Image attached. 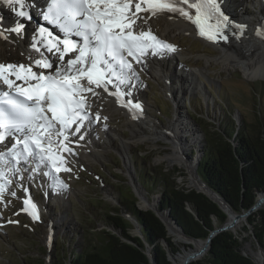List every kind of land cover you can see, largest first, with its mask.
I'll use <instances>...</instances> for the list:
<instances>
[{
  "label": "rangeland",
  "instance_id": "rangeland-1",
  "mask_svg": "<svg viewBox=\"0 0 264 264\" xmlns=\"http://www.w3.org/2000/svg\"><path fill=\"white\" fill-rule=\"evenodd\" d=\"M224 1H222V6H224ZM258 1H260L259 4ZM232 5L237 9H233ZM226 6L230 11L235 10L236 16L240 17L241 21L252 22L256 15L261 16L259 11L262 6L264 7V0H231ZM0 9H3L2 6ZM160 25L159 21L157 31L160 30ZM171 40L169 42L174 44L184 56V60L177 58L180 60L178 65L195 75L193 87H196V90L177 94L168 84L166 86V82L158 77H152L150 72L142 67L136 69L139 76L136 82L140 85L137 92L141 96L140 103L146 117V122L142 124V127L147 131L154 126L163 130L164 127L171 124L174 126L177 120L183 119L185 120L183 128L180 127L182 129L181 142L178 139L177 130L176 133L174 131V135L169 136L173 139L171 141L158 137L156 142L127 143L130 128L126 126L124 116L116 113L110 118L107 116L106 121L100 120L102 129L94 124L90 130V135L98 131L100 135L97 136V133L93 135L96 136L94 139L102 144L101 146L86 147L88 155L82 159L67 156L65 167L70 168L71 171H62L61 177L59 173H54L68 185L60 198L55 195L58 189L53 190L46 187L48 191L46 194L43 191L44 183L41 179L34 177L29 181L28 172L23 174V179L12 178L13 183L0 196V264H39V262L53 264L54 256L59 253L68 257L71 248H77L82 242L83 234L102 228L109 229L103 220V214L109 210V207H118L122 215H127V210L120 203L123 200L122 196L132 200V194L136 192L135 206L141 210L156 204L160 197L157 186L148 189L149 200H147L140 190V187H143L136 179V171L141 170L147 174L153 172L156 175L159 169L165 172L173 171L172 177L175 178L176 184L185 188L192 185L193 182L190 173L185 168V163L190 166L191 162L195 166L196 158L200 154L199 150L204 146V128H201L199 124L206 127L209 122L217 126L222 109L232 113L233 119L240 124L241 119L247 122L259 119V108H262L260 114L264 121V77L251 80L244 76L239 67L228 70L224 69L221 64L213 62L207 65L202 56L212 57L217 55L218 51L215 45L201 38L176 31ZM6 53L3 42L0 41V62L9 61L8 55L17 56L11 59L14 60L13 62L26 60L20 47L13 48L12 53ZM173 72L180 75L176 67ZM172 78L175 82L180 81L177 77ZM133 81L135 82V79ZM169 82L170 80H167V83ZM178 95L180 96L177 97ZM105 124L107 129L104 127ZM181 143H183L182 146L186 143V150ZM183 154L187 157L185 158ZM166 156H177L180 160L169 163L164 158ZM149 177L151 180L154 179L152 175ZM47 179L48 177L46 182ZM17 180L20 182L17 183ZM48 181L50 185V178ZM24 190L30 191L32 199L36 202L37 198L42 207H40V214L43 213L44 216L38 221H31L20 212ZM258 195L256 194L254 203ZM260 209H264V201L257 209L240 219L241 224L237 229L231 228L234 233H240L242 237L247 238L243 240V252L250 258L252 264H264V246L259 245L252 236L254 227L248 222V218ZM130 222L134 229V221ZM245 226L249 231H243ZM168 235L170 241L178 247L177 251L171 252L172 258L170 259L178 261L184 253L182 246L188 247L193 244L182 240L177 234ZM161 244L167 249L163 241ZM208 250L196 260L202 259Z\"/></svg>",
  "mask_w": 264,
  "mask_h": 264
},
{
  "label": "snow or ice",
  "instance_id": "snow-or-ice-1",
  "mask_svg": "<svg viewBox=\"0 0 264 264\" xmlns=\"http://www.w3.org/2000/svg\"><path fill=\"white\" fill-rule=\"evenodd\" d=\"M0 4L17 17L8 28L0 24V38L9 40L15 33L23 39V20H32L26 9L35 5L29 0H0ZM162 14L190 21L209 40L229 41L225 32L233 21L222 10L221 0H49L42 17L59 33L37 26L39 41L33 34L30 49L40 58L33 60L29 53L28 64L0 62V145L5 148L0 151V196L12 178L23 179L25 172L29 181L40 173L51 178L53 190L67 189L54 173L71 171L65 167L67 156L78 154L72 145L79 146L94 124L108 119L100 111L92 113L93 98L99 99L101 92L114 96L133 118L143 115L140 102L124 97L133 95L132 81L139 80L133 61L146 65L150 56L176 51L150 28V19ZM235 28L242 35L246 25ZM256 34L264 36V22ZM233 37L239 39L235 33ZM9 141L14 142L9 146ZM29 203L24 200V211ZM30 214L39 219L36 212Z\"/></svg>",
  "mask_w": 264,
  "mask_h": 264
},
{
  "label": "trees",
  "instance_id": "trees-1",
  "mask_svg": "<svg viewBox=\"0 0 264 264\" xmlns=\"http://www.w3.org/2000/svg\"><path fill=\"white\" fill-rule=\"evenodd\" d=\"M222 110L217 126L208 122L206 127H202L196 121L204 128L205 137L197 173L234 211L241 212L251 207L256 194L264 191L262 108H259V119L253 122L241 119L240 124L233 119L232 113ZM157 173L147 174L139 170L136 171V179L146 193L157 186L160 194L158 209L169 208L171 216L187 235L205 238L209 230L226 220L225 212L203 193L176 184L173 171L159 169ZM149 175L154 179L151 180ZM122 197L121 205L133 218L134 225L139 227L147 246L154 253L156 263L172 264L161 243H167L170 252L177 251L178 247L170 241L164 224L153 211L138 209L134 194L132 200ZM103 220L109 229L83 234L79 246L71 248L68 257L63 253L55 255L53 264H150L144 253L143 241L131 233L133 224L121 215L120 208L109 207L103 214ZM248 222L254 227L252 236L264 246V209L252 214ZM243 231L249 229L245 226ZM246 239L240 233L222 231L212 238L207 254L189 264H252L243 252V240Z\"/></svg>",
  "mask_w": 264,
  "mask_h": 264
},
{
  "label": "bare ground",
  "instance_id": "bare-ground-1",
  "mask_svg": "<svg viewBox=\"0 0 264 264\" xmlns=\"http://www.w3.org/2000/svg\"><path fill=\"white\" fill-rule=\"evenodd\" d=\"M228 1L231 2V0L224 1L225 6L227 5ZM259 3L260 1H258V4ZM233 9H237V8L233 7ZM263 9L264 7L262 6V8L259 11V14H261V16L256 15V17H254V20L252 22L251 21L245 22L244 20L241 21V18L236 16V13L234 12L235 10L227 11L230 16H233L231 18L232 20H235L234 22L238 21L237 22L238 24L246 25V28L242 35L240 34L238 30L235 33L236 36H239V39H235L229 35L228 42H225L223 40L212 41V40L207 39V37L200 36L198 29L196 28L194 24H192L190 21L182 17H179L175 14H169V15L162 14V15H158L156 17L151 18L150 28L152 31L154 30L153 31L154 34H156L159 38L165 40L166 42L172 41L171 37L173 36V34L176 31H179L182 33L183 32L187 33L193 37L201 38L205 42L211 45H215L218 51L217 55L212 56V57L202 56L204 59V62L207 65L213 62V63L221 64V66L224 69H228V70L239 67L242 69L244 76L252 80V78L264 77V36H256V34H254V32L251 31V28L257 29L256 27H260L261 23L264 22V13H263L264 10ZM146 15L150 16V14H146ZM0 17L3 18L2 21H0V24H2L5 28H8L14 25L15 21L17 20V17H15L14 13H12L10 10L3 11V9H0ZM159 21L161 25H160V30L157 31L156 28H157ZM23 22L26 24L24 38L27 41L24 38L21 39L15 33L9 34L10 35L9 40L0 38V41L3 42L4 49L7 53H12L13 48L18 49V47H20L21 53L24 55L26 60L23 62L22 61L13 62L14 60L12 61L11 59H15L14 57H17V56L8 55L9 61L7 60L3 62L5 64L7 63H14V64L29 63V59H28L29 53H31L33 60L40 58L39 54L32 52V50L30 49L31 37L33 34H36L37 41H39V34L36 32V29H35V25L37 22L34 23L33 20L31 21L23 20ZM248 26H251V27H248ZM38 47H40L39 43H38ZM41 51L44 52L45 55H47L46 51L43 48H41ZM178 57L184 60L183 54L176 47V51L174 53H168L167 55L163 57L150 56L146 62V65H136L134 61H133V64H134V67H137V68H140V67H143L144 69L146 68L147 69L146 71L150 72V75L152 77H155V78L158 77L163 82H166V86L168 84L170 88L172 89V91H174L177 94L187 93L188 91L196 90V87H193L195 75L193 73H189L188 70L186 71L181 65H178L179 64L178 61H180L177 59ZM174 67L178 68L180 75H176L173 72ZM165 76H166V79H165ZM172 77H175V78L177 77L180 79V81L175 82L174 78ZM167 80H170V82L167 83ZM134 85H135V88L132 91L133 95L131 97H127V96L124 97V100H127L129 98V99H132L134 102H137V101L141 102V99H140L141 96H139V93L137 92L139 90L140 85L136 81L134 82ZM179 96L180 95H178L177 97ZM92 110L94 113L96 111H100L102 117L109 116L110 118V116L116 113L123 115L125 118V124L126 126L130 128V131H131L129 138H127L128 139L127 143H136L139 141L156 142L158 137L160 138L163 137L171 141L173 139L169 138V136H171V134L174 135V131L176 133L177 130H178V136H179L178 139L180 142L182 140L181 139L182 137L181 128H183V123L185 122V120L183 119L177 120L174 126L171 124L168 127H164L163 130L158 129L156 126H154L151 130L147 131L146 129L142 127V124L146 122L145 120L146 117L144 116V113H145L144 108H143V115H137L136 118H133L132 111H130L128 108L121 106V103L118 102L114 96H110L107 93L101 92V97L99 99L93 98V109ZM101 120L103 121V119ZM95 125L99 126L100 129H102L101 121H99ZM182 144L183 143H181V146ZM185 144L184 146H182L184 150L187 149ZM101 145L102 144L99 141L95 140L94 137L89 134L84 141L80 142L79 146L75 144L72 145V147H74L75 149V152L78 153L77 155H72V157L77 158V159H82L88 155V151L86 147H97V146L99 147ZM4 150L5 148L0 145V151H4ZM164 158L169 163L180 160V158L178 159L177 156L175 157L166 156ZM185 165H186L185 168L190 173L191 181L193 182V185H196L192 168H190V166L192 167L194 164L190 162V166L187 163H185ZM48 179H47V183L49 184ZM63 191L65 192L64 189H58V191L55 192L56 197L60 198L62 196ZM25 198H26V195L23 197V199ZM23 208H24V205L22 204V210ZM37 214H40V208L37 209ZM240 224H241V220L239 219L237 222L234 223L232 228L237 229V227ZM169 234H177L179 235V237L182 238V240H185L179 234L178 231L170 227H169Z\"/></svg>",
  "mask_w": 264,
  "mask_h": 264
},
{
  "label": "water",
  "instance_id": "water-1",
  "mask_svg": "<svg viewBox=\"0 0 264 264\" xmlns=\"http://www.w3.org/2000/svg\"><path fill=\"white\" fill-rule=\"evenodd\" d=\"M257 29L253 28V32L254 34H256L257 30L260 27H256ZM237 30L235 27L230 28L229 30H227L225 32L226 35H230L233 37V33H236ZM256 36H258L256 34ZM234 38V37H233ZM202 147V146H201ZM199 155L196 158L195 161V166L193 165L192 171L194 174V178H195V183L196 185H190L187 187V189L191 190L194 189L197 192H201L203 193L205 196H207L210 200H212L213 202H215L222 210L223 212H225L227 216L226 220L224 221L223 225L218 226L216 225L214 228H212L211 230H209L207 236L205 238H194L191 237L189 235H187L183 229L181 228L180 225H178L175 221V219L171 216V212L170 209L167 208V210H159L158 209V205H159V199H157L156 204H152L153 206L148 207V208H143L142 210H151L155 213V215L161 220V222L164 224L166 230H167V234H169V227L178 231L179 234L187 241H189V243L193 244V246L189 245L188 247L182 246V250L184 251L183 255H181V258L178 261H174L170 258H172L171 256V252L169 251V249L167 248V243H165V246L167 249L166 253H167V258L173 263V264H189L190 262L196 260L199 256H201L202 254H204L206 252L207 249L210 248L211 245V241L212 238L225 230H231L232 231V226L234 225L235 222H237L239 219H242L244 217H246L251 211H253L254 209H257L264 201V191L259 192L258 194V198L256 200L255 203L252 204V207L246 210H241L242 212H236L234 211L228 204L227 202H225V200L216 192H214L199 176L197 173V166L200 163V159L202 157V153L203 150H199ZM184 157L186 158L187 156H185V154H183ZM143 195L145 196V198L147 200H149V197L147 196L146 191L144 190V188H141ZM135 192V191H134ZM137 195L136 192L134 193V196ZM137 197V196H136ZM151 203V202H150ZM137 207V206H136ZM138 209H141L139 207H137ZM189 208V206H188ZM190 209V208H189ZM122 215V214H121ZM128 215V214H127ZM126 214L122 215L124 218L128 219L129 218L131 220H133L132 217L127 216ZM111 230L115 233H117L116 230H114V228H111ZM133 232V233H132ZM131 233L139 238H141V240L143 241L144 245H145V249H144V253L146 254V256L149 259L150 264H157L154 258V253L150 250V247L147 246V243L144 240V237L139 229L138 226H135V228L131 229ZM197 244V245H195ZM200 245V246H199Z\"/></svg>",
  "mask_w": 264,
  "mask_h": 264
}]
</instances>
